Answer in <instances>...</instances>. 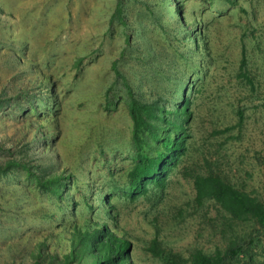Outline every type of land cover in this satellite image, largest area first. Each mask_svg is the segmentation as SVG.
<instances>
[{"label":"rangeland","instance_id":"obj_1","mask_svg":"<svg viewBox=\"0 0 264 264\" xmlns=\"http://www.w3.org/2000/svg\"><path fill=\"white\" fill-rule=\"evenodd\" d=\"M173 1L0 0V264H35L42 242L47 255L68 249L67 235L48 221L47 198L29 189L25 172L9 162L46 166L49 155L59 170L96 186L108 169L128 167L125 81L136 98L150 102L166 92L169 79H181L183 56H191L190 36L174 29ZM177 1L196 15L191 24L201 22L211 48L204 80L189 95L188 156L162 197L119 203V226L136 264H164L149 252L154 239L189 258L196 249L212 254L231 237L250 236L256 237L253 264H264L258 228L230 224L213 201L198 205L193 177L183 172L204 173V161L212 160L230 182L264 201V0ZM243 48L255 88L238 77ZM28 97L57 111L32 115ZM106 98L115 103L111 111ZM240 109L245 119L238 127ZM239 263L248 258L240 255Z\"/></svg>","mask_w":264,"mask_h":264},{"label":"trees","instance_id":"obj_2","mask_svg":"<svg viewBox=\"0 0 264 264\" xmlns=\"http://www.w3.org/2000/svg\"><path fill=\"white\" fill-rule=\"evenodd\" d=\"M120 1L122 4L123 0ZM215 1L227 3L228 6L235 2ZM172 4L175 11V32L177 35L182 33L185 37L190 36L187 45L191 56H183L186 69L181 79L174 84L169 79L166 92L150 102L136 98L125 81L132 133L128 150L129 164L123 173V169H108L106 180L101 186H96L91 179L88 182L78 179L76 172L59 170L49 155L45 158L46 166L9 162L8 167L25 172L29 189H35L38 195L47 198L50 203L47 210L49 223L61 231L60 236L67 235L68 249L61 256L47 255V245L44 242L37 244L40 247L34 254L37 260L35 264H136L133 260L132 243L119 226V203H133L150 195L162 197L168 190L171 174L181 167L188 156L192 139L189 125L193 111L189 95L197 82L204 80L206 65L211 61V48L202 31L201 22L191 24L196 15L187 14L185 6L177 0ZM114 69L120 77V72L116 67ZM238 77L249 87L255 88L249 74L245 48L241 53ZM34 99L35 97L26 98L30 114L40 117L45 109L49 113L57 111V107L49 102L44 103L41 99L35 103ZM113 108L115 103L106 98L105 109L111 111ZM23 110L27 112L28 108ZM237 115L238 127H241L245 119L244 113L240 109ZM43 138L47 142L51 141L49 137ZM204 167L206 171L196 175L189 174L187 168L183 167L185 175L193 177L198 205L204 206L213 201L228 215L227 221L230 224L252 223L258 228L257 235L264 237V201L230 182L212 160L206 159ZM3 174L4 170L0 172V175ZM255 239V236H250L247 240L231 237L224 250L208 254L196 249L189 258L167 252L154 239L149 252L164 264H241L240 255L248 258L247 264H253L255 260L251 247ZM262 247L264 250V246Z\"/></svg>","mask_w":264,"mask_h":264}]
</instances>
